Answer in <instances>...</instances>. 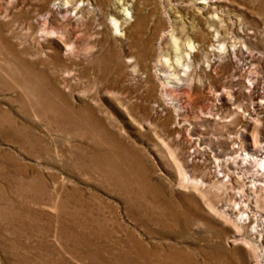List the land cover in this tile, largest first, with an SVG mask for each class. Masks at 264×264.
I'll use <instances>...</instances> for the list:
<instances>
[{"label":"rangeland","instance_id":"obj_1","mask_svg":"<svg viewBox=\"0 0 264 264\" xmlns=\"http://www.w3.org/2000/svg\"><path fill=\"white\" fill-rule=\"evenodd\" d=\"M113 1L75 0L61 19L43 11L45 0H0V264H254L241 244H230L231 227L207 207L232 204L236 190L180 188L163 146L172 138L158 126L145 127L135 95H114L104 81L102 34H110V17L118 19L108 7ZM210 1L213 9L202 11L196 0H120L144 18L140 34H196V27L209 25L234 49L249 52L251 62L237 51L221 61L224 79H200L210 92L231 91L245 113L257 102L264 119V0ZM74 7L81 11L70 16ZM206 13L214 17L210 23ZM136 18L126 34H135ZM37 21L60 33V43H75L65 64L53 63L56 42L38 39ZM73 61L94 65L98 77L81 79ZM236 67L251 79V92ZM69 107L91 109L97 122L85 124ZM195 109L186 108L181 121L208 149L202 161L209 167L210 156L226 157V136L240 127L234 115L229 130L213 127ZM188 166L198 179L201 170Z\"/></svg>","mask_w":264,"mask_h":264},{"label":"bare ground","instance_id":"obj_2","mask_svg":"<svg viewBox=\"0 0 264 264\" xmlns=\"http://www.w3.org/2000/svg\"><path fill=\"white\" fill-rule=\"evenodd\" d=\"M74 1L56 3V0H45L43 11L68 19L65 9ZM195 4H199L197 7L204 11L213 9L214 2L196 0ZM108 7L111 14L118 18L110 17L107 26L110 34H102L108 41V51L102 58L103 69L108 72L104 80L108 82V88L114 95H121L126 100L132 98L131 94L135 95V108L145 117V127L150 129L158 126L172 138L173 142H167L163 146L171 158L169 163L176 173L180 188L202 193L205 189L212 188L213 184H218L220 192L223 186L224 191L236 190L235 193H230L232 204H225L223 207L207 205L208 211L216 214L224 225L231 227L230 244H241L250 252L254 264H264V119L259 117L258 112V108L262 106L256 102L251 105L250 112L245 113L231 91L219 87L221 90L210 92L200 79L215 77L222 80L225 78V68L221 65L223 59L233 58L238 52L251 62L252 56L243 48L234 49L226 34L214 33L209 25L206 28L202 25L196 27V34H140L144 18L138 15V9L128 11L120 0H114ZM80 11L79 7H74L69 15L75 16ZM136 16L137 22L132 30L135 34H126L125 28ZM205 16L207 19L203 20L208 21L207 23L214 18L207 13ZM37 24L39 27L36 34L40 41L52 38L56 42V51L52 54L53 63L65 64L66 56H73L77 50L75 43H60V33L48 32L44 23L39 21ZM162 37L163 46L154 48L155 41ZM73 62L80 68L81 79L98 77V71L94 74V65ZM250 66L251 64L246 66V69H250ZM236 70L235 76L240 80L246 78L243 87L251 92V79L244 76L239 67ZM39 75H43L42 72L37 76ZM192 95L201 97L190 99ZM190 107L196 108L195 117L204 118L208 124L218 126L219 129L229 130L233 115L238 119L236 126L240 128L232 130L226 136L228 147L230 146L226 157L223 158L222 155L223 160L220 161L218 157L210 156L209 167L202 161L206 148L200 146L201 138L191 139L184 129L185 122L181 121V113ZM222 108L226 114L215 112ZM68 112L81 114L87 125L97 122L94 112L89 108L75 110L69 107ZM174 147L179 154L171 151ZM187 165L200 169L201 176L198 179L191 178L187 174ZM224 170L229 172L222 174Z\"/></svg>","mask_w":264,"mask_h":264}]
</instances>
